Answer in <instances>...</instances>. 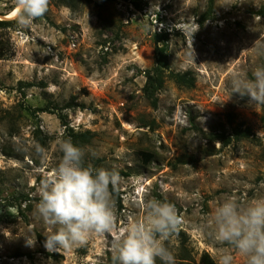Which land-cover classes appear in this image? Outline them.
Returning a JSON list of instances; mask_svg holds the SVG:
<instances>
[{
	"label": "rangeland",
	"instance_id": "obj_1",
	"mask_svg": "<svg viewBox=\"0 0 264 264\" xmlns=\"http://www.w3.org/2000/svg\"><path fill=\"white\" fill-rule=\"evenodd\" d=\"M263 6L50 0L29 27L17 15L0 26V44L10 53L0 59V264H112L113 238L142 216L149 198L173 203L182 218L166 242L177 264H201L204 252L218 264L227 245L206 234L213 210L229 196L242 204L264 199V104H249L231 88L234 73L251 78L264 66V16L257 14ZM15 7L16 0H0V19ZM157 33L166 36L160 46L170 68L149 97L145 71L154 65ZM171 71L192 72L194 86L178 85ZM235 128H249L251 136L227 145L216 137ZM67 138L85 149L86 164L119 172L117 224L82 246L49 251L39 236L54 228L35 208ZM144 151L154 155L149 163ZM233 256L234 264H246L240 253Z\"/></svg>",
	"mask_w": 264,
	"mask_h": 264
},
{
	"label": "clouds",
	"instance_id": "obj_2",
	"mask_svg": "<svg viewBox=\"0 0 264 264\" xmlns=\"http://www.w3.org/2000/svg\"><path fill=\"white\" fill-rule=\"evenodd\" d=\"M50 0H16L19 25L29 27L44 16ZM232 94L247 97L252 105L264 104V66L252 77L234 73ZM261 136V131L258 132ZM43 158L45 150L35 146ZM62 153L52 175L39 188L35 215L54 228L46 233L49 251L70 250L84 245L92 234L112 233L117 224L113 192L121 183L116 169L95 168L85 163L86 151L71 138L59 144ZM142 216L130 219L126 229L113 238L112 264H177L175 253L166 243L177 234L182 218L167 200L149 198L141 205ZM206 234L222 245L218 264H234L233 251L246 258V264H264V199L242 204L226 197L213 210ZM29 245L35 239L27 237Z\"/></svg>",
	"mask_w": 264,
	"mask_h": 264
},
{
	"label": "trees",
	"instance_id": "obj_3",
	"mask_svg": "<svg viewBox=\"0 0 264 264\" xmlns=\"http://www.w3.org/2000/svg\"><path fill=\"white\" fill-rule=\"evenodd\" d=\"M63 3L69 2V0H61ZM258 15L264 16V6L258 10ZM13 23L9 19H0L1 27H9ZM166 38L165 34L157 33L155 35V61L154 65L145 71V76L147 78L144 90L149 97H153L157 91H159L164 86L165 82V73L170 68L169 59L167 51L163 46H160V42L164 41ZM10 53L6 52L3 48V45L0 44V59L8 58ZM192 72H169L168 75L171 77L178 85L182 87L191 88L195 84V78L191 75ZM155 103V100H154ZM49 108H40L37 111H47ZM60 119L64 123V116L59 114ZM261 123L264 128V106L261 116ZM251 136L250 129H240L235 128L233 133L230 136H226L224 133H218L216 137L220 139L224 144H229L232 141H239L243 138H249ZM154 155L150 152H142L143 161L149 163ZM114 193H117L114 190ZM41 241L44 242V236H39ZM201 264H216L213 257L208 253L204 252L201 256Z\"/></svg>",
	"mask_w": 264,
	"mask_h": 264
},
{
	"label": "bare ground",
	"instance_id": "obj_4",
	"mask_svg": "<svg viewBox=\"0 0 264 264\" xmlns=\"http://www.w3.org/2000/svg\"><path fill=\"white\" fill-rule=\"evenodd\" d=\"M17 7H15L8 15H7V17L8 18H12V17H14V16H16L17 15Z\"/></svg>",
	"mask_w": 264,
	"mask_h": 264
},
{
	"label": "water",
	"instance_id": "obj_5",
	"mask_svg": "<svg viewBox=\"0 0 264 264\" xmlns=\"http://www.w3.org/2000/svg\"><path fill=\"white\" fill-rule=\"evenodd\" d=\"M2 18H4V19H9L7 16H5V17H2V16H1V19H2Z\"/></svg>",
	"mask_w": 264,
	"mask_h": 264
}]
</instances>
